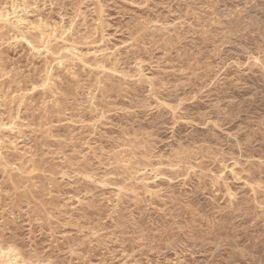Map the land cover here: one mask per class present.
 <instances>
[{"label":"rangeland","instance_id":"rangeland-1","mask_svg":"<svg viewBox=\"0 0 264 264\" xmlns=\"http://www.w3.org/2000/svg\"><path fill=\"white\" fill-rule=\"evenodd\" d=\"M0 264H264V0H0Z\"/></svg>","mask_w":264,"mask_h":264},{"label":"bare ground","instance_id":"bare-ground-1","mask_svg":"<svg viewBox=\"0 0 264 264\" xmlns=\"http://www.w3.org/2000/svg\"><path fill=\"white\" fill-rule=\"evenodd\" d=\"M4 251V250H3ZM2 255V254H1ZM4 256V255H3ZM2 257V256H1Z\"/></svg>","mask_w":264,"mask_h":264}]
</instances>
